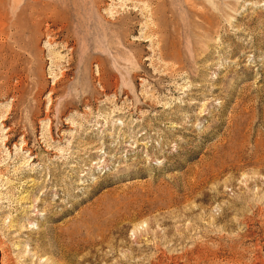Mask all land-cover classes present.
Wrapping results in <instances>:
<instances>
[{"label": "rangeland", "instance_id": "obj_1", "mask_svg": "<svg viewBox=\"0 0 264 264\" xmlns=\"http://www.w3.org/2000/svg\"><path fill=\"white\" fill-rule=\"evenodd\" d=\"M0 264H264V0H0Z\"/></svg>", "mask_w": 264, "mask_h": 264}]
</instances>
